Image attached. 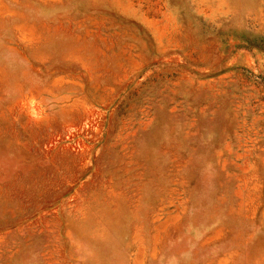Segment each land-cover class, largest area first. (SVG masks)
<instances>
[{"label": "rangeland", "instance_id": "374dc122", "mask_svg": "<svg viewBox=\"0 0 264 264\" xmlns=\"http://www.w3.org/2000/svg\"><path fill=\"white\" fill-rule=\"evenodd\" d=\"M0 264H264V0H0Z\"/></svg>", "mask_w": 264, "mask_h": 264}]
</instances>
